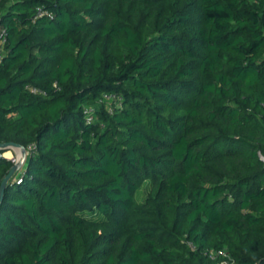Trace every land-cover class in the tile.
I'll use <instances>...</instances> for the list:
<instances>
[{"label": "trees", "instance_id": "trees-1", "mask_svg": "<svg viewBox=\"0 0 264 264\" xmlns=\"http://www.w3.org/2000/svg\"><path fill=\"white\" fill-rule=\"evenodd\" d=\"M7 143L0 264H264V0H0Z\"/></svg>", "mask_w": 264, "mask_h": 264}, {"label": "built area", "instance_id": "built-area-1", "mask_svg": "<svg viewBox=\"0 0 264 264\" xmlns=\"http://www.w3.org/2000/svg\"><path fill=\"white\" fill-rule=\"evenodd\" d=\"M36 17L40 18V17H50V14L48 13V11L44 10L42 7H37L36 8ZM29 91L32 94H44L42 90L37 89V88H30ZM101 101H108V102H113L114 104H116L117 106H119L121 104L122 98L115 94V93H105L102 95V97L99 100ZM91 113H92V109L91 108H86L84 110V114L87 116V121L91 120ZM1 156L3 157V153L1 154ZM213 257H217L220 256L222 257V261L220 263L217 264H235L234 261L232 260V258L229 256V254L224 251V250H220L217 251L216 253H212Z\"/></svg>", "mask_w": 264, "mask_h": 264}, {"label": "water", "instance_id": "water-1", "mask_svg": "<svg viewBox=\"0 0 264 264\" xmlns=\"http://www.w3.org/2000/svg\"><path fill=\"white\" fill-rule=\"evenodd\" d=\"M10 149L19 150L21 157H20V161H17L16 163H14V165L10 169L8 175L3 179L2 183H1V187H0V197L2 194L3 188H4L5 184L7 183V181L9 180V178L11 177V175L22 166V164L24 163V160H25V150L22 146L15 144V143H7V144H1L0 145V150L7 151Z\"/></svg>", "mask_w": 264, "mask_h": 264}, {"label": "rangeland", "instance_id": "rangeland-1", "mask_svg": "<svg viewBox=\"0 0 264 264\" xmlns=\"http://www.w3.org/2000/svg\"><path fill=\"white\" fill-rule=\"evenodd\" d=\"M3 157L7 159H12L14 163H16L17 161H20L21 154H20V151L17 149H10L3 153ZM148 194H149V184L145 183L140 187L136 195L138 201L141 202V201L146 200V198L148 197Z\"/></svg>", "mask_w": 264, "mask_h": 264}]
</instances>
